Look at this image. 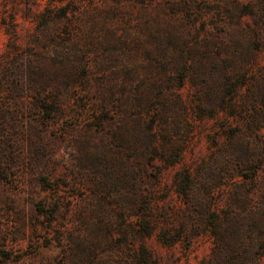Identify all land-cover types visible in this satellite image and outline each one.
Returning a JSON list of instances; mask_svg holds the SVG:
<instances>
[{
	"label": "rangeland",
	"instance_id": "rangeland-1",
	"mask_svg": "<svg viewBox=\"0 0 264 264\" xmlns=\"http://www.w3.org/2000/svg\"><path fill=\"white\" fill-rule=\"evenodd\" d=\"M0 264H264V0H0Z\"/></svg>",
	"mask_w": 264,
	"mask_h": 264
},
{
	"label": "bare ground",
	"instance_id": "bare-ground-1",
	"mask_svg": "<svg viewBox=\"0 0 264 264\" xmlns=\"http://www.w3.org/2000/svg\"><path fill=\"white\" fill-rule=\"evenodd\" d=\"M89 152V151H88ZM90 154V153H89Z\"/></svg>",
	"mask_w": 264,
	"mask_h": 264
}]
</instances>
